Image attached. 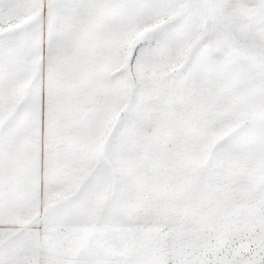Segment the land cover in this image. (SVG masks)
<instances>
[{
  "label": "snow or ice",
  "instance_id": "1",
  "mask_svg": "<svg viewBox=\"0 0 264 264\" xmlns=\"http://www.w3.org/2000/svg\"><path fill=\"white\" fill-rule=\"evenodd\" d=\"M0 264H264V0H0Z\"/></svg>",
  "mask_w": 264,
  "mask_h": 264
}]
</instances>
